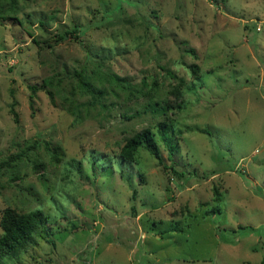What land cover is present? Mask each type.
<instances>
[{
	"label": "rangeland",
	"instance_id": "1",
	"mask_svg": "<svg viewBox=\"0 0 264 264\" xmlns=\"http://www.w3.org/2000/svg\"><path fill=\"white\" fill-rule=\"evenodd\" d=\"M164 119L174 158L140 147L122 169ZM7 207L48 233L0 264H263L264 0H0Z\"/></svg>",
	"mask_w": 264,
	"mask_h": 264
},
{
	"label": "trees",
	"instance_id": "2",
	"mask_svg": "<svg viewBox=\"0 0 264 264\" xmlns=\"http://www.w3.org/2000/svg\"><path fill=\"white\" fill-rule=\"evenodd\" d=\"M78 28H74L72 32H77ZM70 33V32H67ZM67 35V34H66ZM61 39L64 36H60ZM194 67V66H193ZM79 75V81L81 82V86L90 94L92 97L99 99L103 95V90L97 88L87 77L82 74ZM117 84L121 87H126L123 83L120 82V78H115ZM46 84L43 85H52L54 84L52 79H48L45 81ZM194 90L196 89V85L193 84L189 86ZM31 88V103L37 94V85H30ZM175 89L178 90V93H181V89L179 86H176ZM49 93L53 92L49 90ZM151 110L154 112L162 111L164 106H161L160 102H151L150 104ZM167 110V107H165ZM17 119V114L15 115ZM161 143L165 145L168 150L169 157L171 159L174 158L175 154L179 150V141L178 136L176 134V128L172 121L162 120L158 122L156 126V131L152 128H144L140 131H137L133 135L127 138L125 144L123 145L120 154L117 158V163L123 169V164H131L135 160V154L140 147H144L147 151H149L155 158L159 161L163 162V154L161 150ZM56 149L59 147H55ZM57 153V152H56ZM93 161L96 162L100 159L101 156L92 155ZM174 169V166H172ZM215 196L220 200L221 193L218 188L215 189ZM220 212V208L217 207L215 210H212V213ZM48 216L44 214V212L40 209L31 211V212H19L18 210L7 207L2 211V216L0 219V226L3 230L0 236V262H2L7 257H16L19 256L22 251L26 248L28 242H31L34 237L33 235L38 232L48 233L47 223ZM50 228V227H49ZM175 229H179L176 227ZM264 264V260H263Z\"/></svg>",
	"mask_w": 264,
	"mask_h": 264
}]
</instances>
